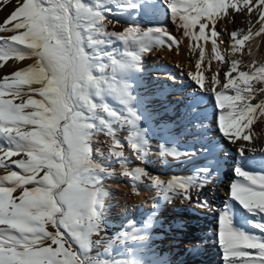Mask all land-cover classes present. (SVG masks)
Masks as SVG:
<instances>
[{
	"label": "snow or ice",
	"instance_id": "6c2138e0",
	"mask_svg": "<svg viewBox=\"0 0 264 264\" xmlns=\"http://www.w3.org/2000/svg\"><path fill=\"white\" fill-rule=\"evenodd\" d=\"M145 2L101 0L93 7L83 0H18L17 7L0 24V33H12L0 36V61L35 57V63L15 71L0 83V168L5 172L0 175V264H141L131 248L127 253L132 258L123 261L94 260L89 250L93 243L100 244L91 241L90 236L100 231L96 206L103 191L99 187L100 173L105 172L92 159V141L98 133L111 136L110 153L122 157L123 151L114 149L122 147L118 129L127 126L126 139L133 154L137 159L145 158L149 146L146 129L140 128L141 114L134 106L136 97L123 74L129 69H139L141 54L163 44L161 37L168 36L176 42L175 37L160 28L132 25L119 32L106 30L104 21L113 12L110 3L117 9H138ZM163 2L185 36L193 40L212 38V53L220 60L224 57L219 54L215 39L219 36L216 19L227 15L228 9L251 14L255 7L251 0ZM257 3L260 5L257 23L261 27L256 35H259L264 33V0ZM209 24L211 31L206 35ZM197 25L198 34L192 31ZM231 35L235 38L238 33ZM249 35H243L236 44H243ZM113 38L123 45L136 44L138 52L123 51L117 55L102 51L100 46L110 48ZM204 56L201 48L198 70ZM240 63L231 62L224 73L227 82L222 85V89L231 88L235 95L229 96L223 90L215 92L220 110L217 127L234 144L241 139L251 140L250 135L242 133L253 123L252 114L257 109L264 115V98L257 104L251 103L257 93H264V66L238 71ZM237 71L238 77H232ZM189 75L202 91L209 90L204 88V77L199 71ZM217 83V77L213 76L210 87L214 89ZM256 84L261 86L257 88ZM36 95L40 99L34 98ZM109 97L121 107L114 108L108 102ZM159 148L162 157L191 154L169 150L163 144ZM246 150L257 151L246 149L243 144L237 146L241 156ZM21 154L25 158L12 160L11 164L5 162ZM11 165L21 172L12 170ZM204 172L170 181L165 193L177 192L184 199H192L189 193L195 189L197 205L207 207L209 202L199 195L209 179ZM236 174L243 180L230 185V197L250 212L264 213V174H249L240 167ZM148 226L150 221L145 225ZM255 226L261 235L237 231L229 214L221 213L218 243L224 264H264V223ZM142 238L141 230L133 227L130 233H122L115 239L123 244Z\"/></svg>",
	"mask_w": 264,
	"mask_h": 264
},
{
	"label": "bare ground",
	"instance_id": "6f19581e",
	"mask_svg": "<svg viewBox=\"0 0 264 264\" xmlns=\"http://www.w3.org/2000/svg\"><path fill=\"white\" fill-rule=\"evenodd\" d=\"M148 3L151 4L152 1L148 0ZM152 5H154L151 7L154 14L160 16V29H164L171 34V37H175L176 42L174 43L168 36L161 37L163 44L153 47L150 52L142 53L141 67L127 70L123 74V79L135 94L134 106L141 114L140 128L146 129V138L151 140L155 149L150 152V155H157V157H146L145 162L149 167L158 165L155 166V170L159 172L155 171V173L161 177L163 186L159 188L160 190H152L156 196L160 194L152 201L155 204V210L143 213L141 209L132 219L131 225L120 233V236L125 232L130 233L135 227L141 230L143 238L140 241L128 240L123 244L115 239L109 256H115V259L122 261L130 259L132 257L128 255L127 250L131 248L134 249L141 264H224L220 254L222 248L218 243L219 221L216 217L225 211L233 215L255 214L230 197V185L243 180L236 174L237 167L249 174H264V153H262L264 151V119H262L264 115H261L260 110L257 109L252 114L253 123L243 130L242 135H250V141L241 139L236 144L230 143L217 127L220 110L215 102V92L223 90L229 96L235 95L231 88L222 89L223 83H226L228 79L227 77L223 79L224 73L228 72L233 60L242 62L238 64V71L264 66V33L256 35L261 27L258 25L259 27L250 31V35L240 34L235 26L236 23L234 24L232 20L238 16L233 13H230L226 20L223 18L216 20L215 26L219 36L215 39L219 54L224 57L220 60L212 53V38L193 40L185 36L168 9L164 10L161 5L158 7L154 3ZM5 19L2 16L0 24ZM209 27L210 29L205 32L206 35L210 34L211 24ZM142 29L145 28L142 27ZM193 32L198 34L199 31ZM233 32L238 33L235 38L231 35ZM10 35L12 33H0V36ZM243 35H249V39L243 44H236V40L241 39ZM252 42L254 45L249 52L255 49L258 53V56L254 58L246 54V49ZM169 44L172 45L171 48ZM201 48L205 56L198 70L196 64ZM128 51L138 52V46L135 45ZM32 58L8 61L2 65L1 76L12 74L21 67L35 63ZM198 71L203 75L204 88L209 89L208 91H202L190 78L189 73L196 74ZM238 71L233 72L232 77H238ZM213 76H216L219 81L214 89L210 87ZM2 80L0 83L4 82ZM252 82L255 84L254 80ZM260 86L256 84L257 88ZM262 98L264 93H257L251 103L257 104ZM161 144L191 154L181 155L179 158L173 157L169 167L159 166L161 164L158 154ZM239 144H243L246 149L251 147L257 151L253 153L246 150L241 156L237 151ZM200 170H205L204 174L209 177L199 193L201 199L209 202L208 206L197 205L195 189H191L189 193L192 199L185 201L190 202V206L197 209V212L176 206L174 202L183 195L172 191L165 193L168 183L174 179L191 178ZM210 172L217 173L219 180L223 176L222 186L210 184V177H212ZM113 189L114 186L110 182L105 183L103 187V197L100 201L103 218L109 216V204L114 196ZM146 192V186L143 185V188L139 189L138 201L145 200ZM165 194L168 196L166 197L167 205L163 202ZM120 198L122 202H126L125 197L120 196ZM149 221L150 226L145 227ZM181 221L192 222L191 225L185 226L191 230V234H184L186 232L180 229ZM200 229L204 230L203 233H200ZM190 236H193L195 240H192ZM182 245H184L183 248ZM100 256L96 255L92 258L103 261L102 255Z\"/></svg>",
	"mask_w": 264,
	"mask_h": 264
},
{
	"label": "rangeland",
	"instance_id": "374dc122",
	"mask_svg": "<svg viewBox=\"0 0 264 264\" xmlns=\"http://www.w3.org/2000/svg\"><path fill=\"white\" fill-rule=\"evenodd\" d=\"M149 1H152V3L149 4L148 0H146V2L138 9H117L113 4L110 3L108 6L113 8V12L104 21L105 25L107 26L106 30L109 32H113V31L119 32L132 25H138L140 28L144 27L145 29L160 28L159 27L160 16L154 14L151 8L154 5L152 4L154 3L156 6L158 5V7L159 5H161V7L164 8V10H167L168 8L164 4L163 0H149ZM83 2L88 3L93 7H95L98 3L101 2V0H83ZM229 2H235V0H229ZM17 3L18 0H10V2L8 3H5L4 0H0V19L2 18V16L7 18L8 15L17 7ZM251 4L255 5V7L253 8V12L251 14H248L247 12H239V11H234L232 9H228V14L224 15L222 18L226 20L228 19L230 13L236 14L238 17H234L232 18V20L234 24L236 23L235 26L237 28V31L240 34L242 33L249 34V30L251 31L253 28L261 26L260 23H257V21L259 20V13L257 11V8H259L260 5L257 3V0H251ZM218 19L221 18H217L216 20ZM201 22H205V21L202 20ZM208 29H210V27L206 28L205 32H207ZM192 31H199L198 25L195 29H192ZM181 32L184 33L183 29H181ZM135 45L136 44L123 45L122 42H119L118 40L113 38L110 48H106L103 45H101L100 48L102 51L115 52L117 55H121L123 51H128ZM252 45H254V42H252L248 46V48L246 49V54L254 58L255 56H258L257 55L258 53L257 50L255 49L252 52H249ZM18 47H23V46H18ZM86 51L90 52L91 49H86ZM13 59L14 58L8 59L7 61H0V80L3 79L2 81H4L6 76L9 78L11 77V74L4 75L3 77L1 76L2 65ZM32 59L35 60V57H33ZM22 68L25 67H21L20 69ZM223 79H226V77H223ZM34 87H38V86L35 85ZM34 98L40 99L38 95H36ZM14 102L19 103L20 101L15 100ZM108 102L114 108L118 109L121 107L118 104V102L113 100L111 97L108 98ZM127 136H128L127 126L118 129L117 138L120 140L122 147L115 148L114 151L122 150L124 153L122 157H116L114 154L110 153V148H112L111 136L105 133H98L92 141V148H93L92 159L97 165L105 169L104 173H100L102 177V181L99 187H101L103 190V187L107 182L112 183L114 186L113 189L114 196L112 197V200L110 201L109 204L108 218H103V216L101 215L100 201L103 197V191L98 196V203L96 207H97V215L100 224V231L93 232L90 236L91 241L93 242L100 241V244L93 243V246L89 250V255L93 258H95L94 256L96 255L99 256L102 255L103 261L115 258V256L114 257L109 256L112 242L115 241L116 237H120V233L123 229L128 228L131 225V221L136 216L137 212H140L141 209L143 210V213L155 210V204L152 203V201H154L157 196H160V194L156 196V194L152 190H156V189L160 190L159 188L163 186L161 177L155 173V171L159 172V170H155V166L158 165L149 167L145 162L146 157L148 158L153 156L157 157V155H150L151 151H155V149H153L151 140L149 138H146L149 144L148 151L146 152L145 158L143 160H140L137 159L136 155L133 154V150L131 149L126 139ZM167 148L169 150L172 149L171 147H167ZM20 158H25V157L23 156V154H21L20 156H13L11 158H8L6 159L5 162L11 164L12 160H16ZM158 158L160 159V164H161L159 166L164 165L169 167V163H171V161L173 160V156L162 157L160 154H158ZM165 158H167V160ZM11 167L12 170L21 172V170L16 168L15 165H11ZM3 174H5L4 169L0 168V175ZM41 175H43V173H41ZM210 175H212V177H210L211 185L222 186L223 176H221V179L219 180V176L217 175V173L210 172ZM157 180L160 181L161 183L156 184L155 181ZM143 185L146 186L147 195L144 201H138L137 197H138L139 189L140 188L142 189ZM27 187H31V185H28ZM18 192L19 190L17 191V193H14L13 195L14 196L17 195ZM120 196L125 197L126 202H122ZM180 199H182V201H180ZM180 199L174 202L176 206L186 208L192 212H197V209H195L193 206H190V202L185 201L186 199H184L183 196ZM163 202L164 204L167 205L166 198L163 200ZM229 216H230L231 224L235 230L244 232L245 234L248 235H251L253 233L252 235L259 236L262 234L260 229L256 227L255 224L264 223V213H255L254 215L251 216H246L242 214L233 215L230 213ZM219 218L220 215L216 217L217 221H219ZM180 224H181L180 229L186 232L184 234H191L190 233L191 230L185 226L191 225L192 222L188 223L187 221H181ZM49 230H51L50 226H49ZM202 231L204 230L200 229V233H203ZM253 231H257L259 234L258 233L255 234ZM190 237L192 238V240H195L193 236ZM183 246L184 245H182V248ZM220 254L222 256V252Z\"/></svg>",
	"mask_w": 264,
	"mask_h": 264
}]
</instances>
